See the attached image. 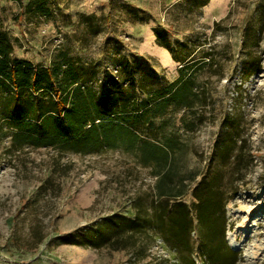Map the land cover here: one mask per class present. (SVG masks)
<instances>
[{
	"label": "rangeland",
	"instance_id": "1",
	"mask_svg": "<svg viewBox=\"0 0 264 264\" xmlns=\"http://www.w3.org/2000/svg\"><path fill=\"white\" fill-rule=\"evenodd\" d=\"M0 34L11 57L59 67L56 87L76 79L101 100L129 96L132 82L162 89L190 66L183 77L195 78L199 95L185 93L142 124L134 151L127 135L119 150L89 154L13 146L4 124L0 264H180L152 231L135 234L133 247L114 242L134 207L154 202L193 221L183 255L204 264L193 190L214 188L213 176L225 196L216 212L225 264H264V0H0ZM250 66L258 70L247 75ZM6 94L0 88V108ZM229 132L235 144L224 140ZM165 143L174 149L173 182L154 174L162 154L150 147ZM225 145L221 160L215 150Z\"/></svg>",
	"mask_w": 264,
	"mask_h": 264
},
{
	"label": "trees",
	"instance_id": "2",
	"mask_svg": "<svg viewBox=\"0 0 264 264\" xmlns=\"http://www.w3.org/2000/svg\"><path fill=\"white\" fill-rule=\"evenodd\" d=\"M160 40L165 48L173 50L168 40L165 42L163 37ZM10 53L8 40L0 34V88L9 92L1 102L0 131L6 124L4 135L10 136L13 146L28 144L33 148L50 147L59 152L89 154L106 149H120L123 136L127 135L131 139L127 151H134L142 124H149L153 117L159 116L168 103L172 100L179 102L186 94L192 100L199 99V95L191 90L192 85L197 84L195 78L183 77V70H188L190 66L179 70L178 79L162 89L157 87L144 91L143 86L137 87L132 82L135 89L131 95L124 96L118 92L112 98L101 100L91 88L79 84L76 79L65 87H56V80L61 73L59 67L35 69L23 60L11 57ZM250 65L254 64L251 62ZM251 66L247 75L258 70ZM65 71L66 77L73 74L71 68ZM137 88L143 92L142 100L135 94ZM25 92L27 98L23 97ZM184 103L186 104H181L192 108V104ZM236 138L235 132L224 135V140L233 144L236 143ZM150 149L162 154L159 171L154 174L160 176L159 181L173 182L174 149L167 143L151 145ZM228 149L225 145L223 148H216L215 153L224 160ZM241 152L242 148L239 146L233 156L235 162L239 160ZM178 176L179 174L176 175ZM185 180L184 177L177 178L178 182L183 183ZM212 180L214 188L203 191L198 186L193 190L194 214L198 232L202 236L199 249H207L210 254L209 261L204 264H225L230 254L223 241L217 238L219 218L216 216L225 196L224 190L221 191V186L216 182V176ZM134 215V218H126L122 228L115 230L114 233L120 237L117 236L114 242L118 239L124 247H133L135 234L145 238L152 231L169 247L178 251L177 261L180 264H194L190 257L183 255V249L187 247L184 235L188 237L194 231L193 221H187L185 214L169 216L161 203L154 202L148 209L140 204L136 205ZM123 233L126 235L123 236Z\"/></svg>",
	"mask_w": 264,
	"mask_h": 264
},
{
	"label": "bare ground",
	"instance_id": "3",
	"mask_svg": "<svg viewBox=\"0 0 264 264\" xmlns=\"http://www.w3.org/2000/svg\"><path fill=\"white\" fill-rule=\"evenodd\" d=\"M231 247H232L233 249H237V247H235L232 243H231Z\"/></svg>",
	"mask_w": 264,
	"mask_h": 264
},
{
	"label": "crops",
	"instance_id": "4",
	"mask_svg": "<svg viewBox=\"0 0 264 264\" xmlns=\"http://www.w3.org/2000/svg\"><path fill=\"white\" fill-rule=\"evenodd\" d=\"M106 150L111 151V149H106ZM117 150H119V149H117ZM126 152H127V151H126Z\"/></svg>",
	"mask_w": 264,
	"mask_h": 264
}]
</instances>
